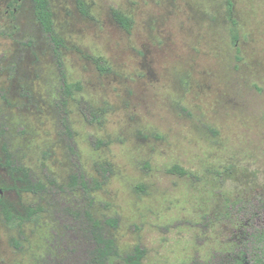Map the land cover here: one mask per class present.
<instances>
[{
    "label": "rangeland",
    "instance_id": "1",
    "mask_svg": "<svg viewBox=\"0 0 264 264\" xmlns=\"http://www.w3.org/2000/svg\"><path fill=\"white\" fill-rule=\"evenodd\" d=\"M51 3L68 80L83 86L70 100L74 140L32 0H0V189L17 212L38 211L17 228L0 207V264H87L95 243L79 168L101 183L93 216L119 219L106 226L121 253L112 264L138 245L143 264H251L247 233L264 230V0H234L240 52L226 0ZM4 144L47 192L20 191Z\"/></svg>",
    "mask_w": 264,
    "mask_h": 264
},
{
    "label": "trees",
    "instance_id": "2",
    "mask_svg": "<svg viewBox=\"0 0 264 264\" xmlns=\"http://www.w3.org/2000/svg\"><path fill=\"white\" fill-rule=\"evenodd\" d=\"M34 5V14L37 22L40 24L44 33L50 38L53 45V52L57 67L59 69L63 85L61 89V97L59 100V107L62 115V123L65 133L74 140V131L71 121L70 100L74 99L78 92L83 91V86L80 82L72 83L68 80V74L66 70L64 49L66 48L65 39L57 32L56 23L54 17V11L52 8L51 0H32ZM227 4V17L232 24L231 32L234 46L237 51L239 41V24L235 17L234 12V0H226ZM81 11L90 16V12L84 2H80ZM114 16L116 20L125 29L131 31L133 27L132 18L124 15L120 11H115ZM99 68L106 72L110 68L102 63L99 64ZM85 113L86 118L91 122H98L100 114L94 109L89 108V113ZM3 151L5 154V167L10 171L11 175L17 177L20 183V191L27 193H34L42 195L49 190L48 185L43 181L34 179L31 174V170L16 162L8 149L7 144H4ZM179 170V168H175ZM174 171V170H171ZM182 175L186 174L185 170H179ZM53 185H57L56 179L51 180ZM73 184L76 188L83 191L85 198L87 199V208L85 215L88 223H90V231L95 243V247L91 252L90 260L87 264H112L113 260L117 257H121L120 249L114 238L110 237L106 231V226L117 228L119 225V219L117 217L108 218L104 222L95 218L92 214V207L94 205V192L101 188V183L96 179H88L82 168H79L78 174L73 176ZM8 188H3V191ZM264 208V203H263ZM0 207L3 208L4 217L6 223L11 227H22L26 222L35 220L38 211L35 208H27L25 213L17 212L4 198H1ZM248 239L252 245L253 251L251 264H264V230L252 227L249 231ZM17 246H20L19 242H16ZM146 249L140 245L136 246L131 252L127 253L124 257L126 264H143L146 257Z\"/></svg>",
    "mask_w": 264,
    "mask_h": 264
},
{
    "label": "water",
    "instance_id": "3",
    "mask_svg": "<svg viewBox=\"0 0 264 264\" xmlns=\"http://www.w3.org/2000/svg\"><path fill=\"white\" fill-rule=\"evenodd\" d=\"M4 195L3 189H0V197Z\"/></svg>",
    "mask_w": 264,
    "mask_h": 264
},
{
    "label": "flooded vegetation",
    "instance_id": "4",
    "mask_svg": "<svg viewBox=\"0 0 264 264\" xmlns=\"http://www.w3.org/2000/svg\"><path fill=\"white\" fill-rule=\"evenodd\" d=\"M1 198H2V196L0 197V201H1ZM248 229V228H247ZM249 231H251V229L249 230ZM246 233V232H245Z\"/></svg>",
    "mask_w": 264,
    "mask_h": 264
}]
</instances>
